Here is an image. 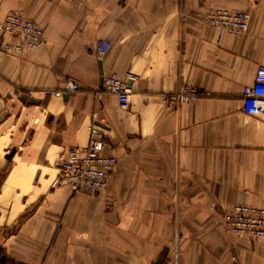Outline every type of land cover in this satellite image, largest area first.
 <instances>
[{
  "label": "crops",
  "instance_id": "obj_1",
  "mask_svg": "<svg viewBox=\"0 0 264 264\" xmlns=\"http://www.w3.org/2000/svg\"><path fill=\"white\" fill-rule=\"evenodd\" d=\"M212 8L248 11L247 30L209 27ZM11 10L44 35L0 50V264H264V239L219 224L238 203L264 207V117L241 106L264 67V0H0V20ZM112 74L127 110L102 89ZM183 86L210 96L168 107ZM96 124L117 157L107 188L54 186L58 155Z\"/></svg>",
  "mask_w": 264,
  "mask_h": 264
},
{
  "label": "built area",
  "instance_id": "obj_2",
  "mask_svg": "<svg viewBox=\"0 0 264 264\" xmlns=\"http://www.w3.org/2000/svg\"><path fill=\"white\" fill-rule=\"evenodd\" d=\"M54 2L73 3L76 0H52ZM205 23L216 28L221 34L239 35L247 30L248 11H228L224 9H208ZM0 34L13 37L16 43L0 42V50L5 53H21L23 49L35 50L43 42L41 27L25 18L20 11L11 10L0 20ZM108 49V43L100 40L96 45V55L101 58ZM102 89L114 95L118 107L127 110L130 90L125 81L112 74L103 78ZM78 84L68 80L63 93H74ZM210 96V92L192 86L162 94L163 102L170 108H178L194 103ZM241 106L245 115L264 117V67L256 70L251 84L241 89ZM104 130L91 125L88 131V142L84 147L66 150L57 157L58 175L54 186H67L74 193L100 195L108 186L111 175L117 164V157L104 154ZM223 232L231 237H244L251 242L264 239V207H253L238 203L224 213L219 222Z\"/></svg>",
  "mask_w": 264,
  "mask_h": 264
},
{
  "label": "water",
  "instance_id": "obj_3",
  "mask_svg": "<svg viewBox=\"0 0 264 264\" xmlns=\"http://www.w3.org/2000/svg\"><path fill=\"white\" fill-rule=\"evenodd\" d=\"M21 101H22V102H24V101H25V98H24V97H22V98H21ZM33 104H35V102H33ZM96 126H99L100 128H102V126H101V125H99V124H96Z\"/></svg>",
  "mask_w": 264,
  "mask_h": 264
}]
</instances>
